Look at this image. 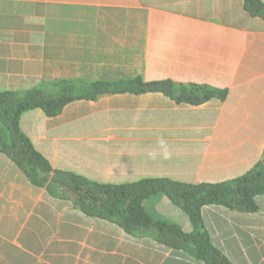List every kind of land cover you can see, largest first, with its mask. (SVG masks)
<instances>
[{
	"label": "crops",
	"instance_id": "crops-1",
	"mask_svg": "<svg viewBox=\"0 0 264 264\" xmlns=\"http://www.w3.org/2000/svg\"><path fill=\"white\" fill-rule=\"evenodd\" d=\"M134 79L225 94L201 104L161 91L103 94L56 116L26 110L20 129L53 169L109 185L229 181L264 159V18L246 0H0V92ZM256 201L255 212L202 208L233 264H264V195ZM145 205L154 219L192 230L166 195ZM0 264L206 263L86 214L0 151Z\"/></svg>",
	"mask_w": 264,
	"mask_h": 264
},
{
	"label": "trees",
	"instance_id": "trees-1",
	"mask_svg": "<svg viewBox=\"0 0 264 264\" xmlns=\"http://www.w3.org/2000/svg\"><path fill=\"white\" fill-rule=\"evenodd\" d=\"M246 5L253 16L264 18V2L246 0ZM149 91H161L177 102L193 104L225 94L205 86H178L167 80L145 82L142 79L93 83L61 80L27 91H1L0 151L9 156L36 186H46L50 193L70 200L88 215L116 223L134 236L151 237L168 247L184 250L206 264H233L213 244L202 208L222 205L238 212L257 211L256 197L264 195V159L245 175L229 181L186 183L169 178H148L109 185L53 169L20 129V117L29 109L42 108L48 116H56L69 102L77 99ZM156 194L166 195L189 216L191 231L174 222L156 220L149 214L145 201Z\"/></svg>",
	"mask_w": 264,
	"mask_h": 264
},
{
	"label": "clouds",
	"instance_id": "clouds-1",
	"mask_svg": "<svg viewBox=\"0 0 264 264\" xmlns=\"http://www.w3.org/2000/svg\"><path fill=\"white\" fill-rule=\"evenodd\" d=\"M158 144L161 148H164L165 151L163 152V158L164 159H169L170 158V153L166 150V141L164 139H159L158 140ZM158 157V153L157 152H149L148 153V158L151 159V160H156Z\"/></svg>",
	"mask_w": 264,
	"mask_h": 264
}]
</instances>
